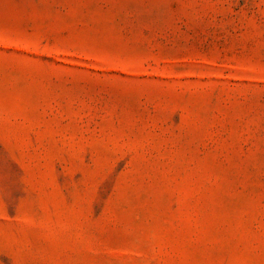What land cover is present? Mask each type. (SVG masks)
Segmentation results:
<instances>
[{
    "label": "rangeland",
    "instance_id": "rangeland-1",
    "mask_svg": "<svg viewBox=\"0 0 264 264\" xmlns=\"http://www.w3.org/2000/svg\"><path fill=\"white\" fill-rule=\"evenodd\" d=\"M0 264H264V0H0Z\"/></svg>",
    "mask_w": 264,
    "mask_h": 264
}]
</instances>
